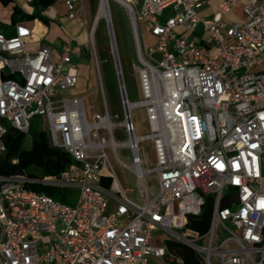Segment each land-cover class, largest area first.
<instances>
[{"label":"built area","instance_id":"obj_1","mask_svg":"<svg viewBox=\"0 0 264 264\" xmlns=\"http://www.w3.org/2000/svg\"><path fill=\"white\" fill-rule=\"evenodd\" d=\"M20 1L29 6L34 0ZM61 2L75 20L83 0ZM204 5L205 0H129L121 6L137 61L142 99L136 103L127 98L107 8L103 19L123 113L116 123L99 69L95 17L86 49L101 113L87 110V96L58 97L78 84L73 39L55 51L32 48V30L25 25H16L12 36L0 33V157L9 129L28 135L30 121L40 118L50 146L72 160L57 177L0 175V264H149L167 256L164 246L152 244L153 231L189 247L201 264H264V72H255L264 67V0H223L208 19L200 16ZM239 6L242 21L224 20ZM196 32L209 34L216 57L203 53L201 41L184 36ZM146 35L153 46H144ZM135 108L145 110L147 135H135ZM116 128L125 142L116 140ZM142 142L153 147L152 169L142 168ZM121 147L129 149L131 165L118 158ZM107 150L134 176L137 200L122 187ZM152 177L158 193L149 198ZM28 183L57 189L66 202L31 191ZM208 197L209 226L200 234L188 228V218L200 215Z\"/></svg>","mask_w":264,"mask_h":264},{"label":"rangeland","instance_id":"obj_2","mask_svg":"<svg viewBox=\"0 0 264 264\" xmlns=\"http://www.w3.org/2000/svg\"><path fill=\"white\" fill-rule=\"evenodd\" d=\"M99 0H83L82 10L77 14L75 20L71 21L65 15L63 6L60 1L56 2L53 9L58 13L56 23L51 24L49 32L45 37V43L51 45L56 51L60 45L69 39H73V63L78 69V84L74 88H68L59 91L58 97L71 99L74 96H87L85 106L88 111L101 113L102 107L100 103V94L97 90L98 82L94 70L93 62L90 57V51L86 49L89 44L88 32L92 24L93 18L98 9ZM109 10L112 21V31L114 35L115 45L118 53L119 62L122 69L124 85L128 101L136 103L141 101L142 94L139 82L135 74L137 65L134 45L131 36V29L125 10L117 3L110 1ZM3 22L8 25L9 30L13 27L9 24L6 17ZM87 22V25L84 24ZM181 32V30H179ZM208 33H205L204 39L207 40ZM196 39L195 36H190ZM94 41L96 45L97 57L99 61V69L101 73L102 83L106 100L109 107V113L113 122H120L123 117L122 107L120 104V95L118 82L113 65V59L110 53L109 38L106 22L101 18L94 32ZM154 45L153 39L144 36V46L150 47ZM131 117L134 125L135 135L144 136L149 133L145 110L143 108H135L131 111ZM31 129L37 131L47 130L46 124L40 118H34L30 121ZM115 137L118 142H125L127 136L119 129H115ZM30 140H25V147H29ZM118 158L125 164L131 165L132 156L129 149L121 147L117 151ZM106 155L112 165L114 173L119 179L122 187L126 190L127 195L137 200V191L135 178L130 172L120 166L111 152L106 151ZM139 159L143 169H152L155 165L153 147L150 142H142L139 145ZM155 177L148 178V196L154 198L158 193V187L155 183ZM179 233V232H178ZM168 234L163 231L152 232V244L157 247H163L167 241ZM150 264H163V259H149Z\"/></svg>","mask_w":264,"mask_h":264},{"label":"trees","instance_id":"obj_3","mask_svg":"<svg viewBox=\"0 0 264 264\" xmlns=\"http://www.w3.org/2000/svg\"><path fill=\"white\" fill-rule=\"evenodd\" d=\"M13 0H0V5L9 6ZM58 0H34L29 5L31 12L25 13L21 8L13 7L10 24L32 22L38 20L46 27L53 23L43 13L50 7H53ZM42 27L36 24L34 32L42 31ZM29 139V147H25V140ZM3 141L6 147L5 153L0 157V175L1 176H23L28 180H41L45 177L59 176L71 163L70 156L64 151L52 148L49 144L47 130L37 131L29 130L28 135L9 129ZM108 184V180L104 181ZM25 187L36 193H43L63 202V192L43 186L38 183H28ZM226 203H223L225 206ZM212 210V198L208 197L206 205L198 216L188 218V228L192 231L203 234L207 231ZM167 250V256L163 264H201L196 254L186 245L167 240L164 244Z\"/></svg>","mask_w":264,"mask_h":264},{"label":"crops","instance_id":"obj_4","mask_svg":"<svg viewBox=\"0 0 264 264\" xmlns=\"http://www.w3.org/2000/svg\"><path fill=\"white\" fill-rule=\"evenodd\" d=\"M58 1L61 2V0H58ZM222 1L223 0H205V5H204L203 9L200 11V16L203 18H207V19L213 17L215 14L218 13L219 5L221 4ZM61 4H62V2H61ZM15 6L21 8L25 13L31 12L30 7L28 5L23 4L20 0H13V2L9 6H6V7L0 5V33L4 34L6 36H12L14 34V27L16 25H25L29 29L32 30L33 39H32V43L30 45L32 48L35 49L41 45H48V46L52 47L51 45L44 42L45 37L49 32V28L44 26L38 20H34L32 22L19 23L16 25L10 24V16H11L13 7H15ZM62 6H63V4H62ZM63 9H64V7H63ZM64 12H65V10H64ZM43 14L46 17H48L54 24L56 23V21L58 19V13L53 9V7L48 8ZM3 17L7 18V20L9 21V24L13 27L12 30H9L8 25L5 22H3V19H4ZM242 19H243V15H242L241 6L237 7L232 12H230L224 16V20L230 21V22H240V21H242ZM36 24L41 25V27L43 29L41 32L38 31V32H35L36 34H34V29L36 27ZM184 36L188 39H191V38H189L190 36H195V38H196L195 40H199L203 44V53L206 56H208L210 58H214L217 56L218 50L215 47H212L210 45L208 38H207V40L204 39L205 33L196 32L193 35L186 34ZM255 72L256 73L264 72V67L257 68L255 70Z\"/></svg>","mask_w":264,"mask_h":264},{"label":"bare ground","instance_id":"obj_5","mask_svg":"<svg viewBox=\"0 0 264 264\" xmlns=\"http://www.w3.org/2000/svg\"><path fill=\"white\" fill-rule=\"evenodd\" d=\"M110 1H113L122 7H125L127 5V3L129 2V0H100L97 12L95 14L96 20H95L94 25H96V22H98L101 18H107L108 19L107 8L109 9V2ZM34 34H36V33L34 32Z\"/></svg>","mask_w":264,"mask_h":264}]
</instances>
